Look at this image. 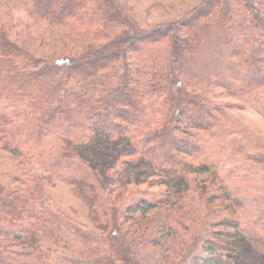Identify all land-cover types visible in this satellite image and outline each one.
Returning <instances> with one entry per match:
<instances>
[{"label": "trees", "instance_id": "16d2710c", "mask_svg": "<svg viewBox=\"0 0 264 264\" xmlns=\"http://www.w3.org/2000/svg\"><path fill=\"white\" fill-rule=\"evenodd\" d=\"M261 4L206 0L178 25L138 32L116 0H25L35 21L87 40L111 38L58 62L36 59L11 43L1 23L0 138L24 159L0 171V264H146L140 256L150 264H236L240 237L264 235V197L255 191L264 186V159L238 148L224 153L206 132L234 125L226 105L211 99L252 98L264 88ZM110 25L129 30L112 37L104 30ZM173 30L175 37H168ZM126 53L133 63L123 65L116 83L110 66ZM43 73L48 80L42 83ZM56 75L61 80L54 85ZM98 137L125 140L135 155L174 178L175 193L133 200L122 220L112 205L119 183L101 185L82 157L81 146ZM179 166L180 172L171 169ZM206 174L222 193L209 192L200 219L195 199H186L188 175ZM40 179L70 185L95 231L48 206L38 187L27 188ZM215 194L222 201L212 207ZM219 209L229 214L218 216ZM183 211L190 226L178 236L173 222L182 220ZM151 213L161 221L138 252ZM153 244L165 250L154 258L148 250Z\"/></svg>", "mask_w": 264, "mask_h": 264}, {"label": "rangeland", "instance_id": "374dc122", "mask_svg": "<svg viewBox=\"0 0 264 264\" xmlns=\"http://www.w3.org/2000/svg\"><path fill=\"white\" fill-rule=\"evenodd\" d=\"M116 1L122 8L124 15L128 17L129 22H132V28L138 32H142L162 24L171 23L172 25H178L181 19L202 5L206 0ZM24 2L25 0H0V24L6 25L4 30L11 43L22 47L24 51L36 59L58 62L70 55L80 54L89 48L94 49L103 46L111 40L109 37L99 41L87 40L75 36L66 28L53 24L50 25L45 21H35L26 14ZM262 5L258 8L264 14V7ZM124 29L129 30V27L126 28L121 25L112 27L110 25L108 29L105 28L104 30L108 34H112L113 37V34L116 36ZM180 30L178 33L181 36H185L183 32H186V30ZM128 32L130 33V31ZM174 35L176 34H174L173 30L168 34V37L174 38ZM201 49L203 48L201 47ZM122 56L121 65L110 66L114 67V71L109 75L114 73L116 77L118 76L115 80L116 83L120 82L119 77L125 72L123 65L131 67L130 61L133 63L132 54L126 53V55ZM109 70L106 72H109ZM45 76V73H43L39 77V80L46 82L48 78ZM88 79L90 80L91 78L88 77ZM60 80L61 76L56 75L52 77L51 82L55 85ZM251 97L239 99L237 96H234L211 99L219 104L226 105L224 112L232 119L234 125L222 130H209L206 132V135L218 147H224V153L226 152L225 149L238 148L245 153L264 159V111L261 109V105H264V88L259 89ZM253 98L255 101L252 100ZM81 149L85 163L101 185H111L114 188L116 182L119 183V186L116 187L118 191L116 190L112 193V205L117 211L121 212L122 220L126 219L127 207L133 200L143 196L148 198L149 196L173 195L175 193L174 178L170 177L168 173L163 174L152 168L147 159L135 155V151L123 139L93 138L89 144L82 145ZM20 158L24 159L21 151L9 142L8 139L0 138V171L8 172L12 170L18 162H22L19 160ZM186 160L189 162L191 158L187 157ZM171 169L178 172L182 170L180 166ZM188 178L191 191L186 196V199L190 202L191 198L195 199L193 202L194 210L198 211L196 216L201 219L205 213L203 208L200 207L201 203L209 197L210 191L217 189L218 193L220 191L222 193V190L219 188L220 183L216 181L211 182L208 174L200 176L188 175ZM27 186V188L38 187L42 196L46 198L48 206L64 213L89 230L95 231L89 219L88 208L73 193L71 186L67 183L56 179L48 181L40 179L35 181V183L29 182ZM255 191L264 197V186L257 187ZM234 194L236 195V191H234ZM215 198L216 200L210 201L212 202V207L218 206L219 202L222 201L219 200L221 199L219 194H215ZM235 203L237 207L243 205V202L239 200H236ZM222 204H225V202L223 201ZM230 205L231 207L234 206L231 201ZM184 213L183 211L178 214L179 217H183L182 220H179V223L173 222L178 236L186 235V230L190 226L185 216H183ZM155 214H149L150 223L147 225L148 231L143 233L145 226L141 229L143 236L139 240L138 252L146 248L151 239L154 238L157 226L156 222L160 219L159 213ZM215 214L221 216L229 214V212L219 209ZM182 221L184 222L182 223ZM44 242L47 241L45 240ZM237 246L239 248V258L236 264H264V235L259 237L243 235L237 242ZM162 247H156L153 244V247L148 248L149 254L151 255L153 252V258L160 255L161 252L165 251ZM176 256L169 255L174 260H176ZM140 257L146 264H150V260L147 257ZM178 261L179 259L176 262Z\"/></svg>", "mask_w": 264, "mask_h": 264}]
</instances>
